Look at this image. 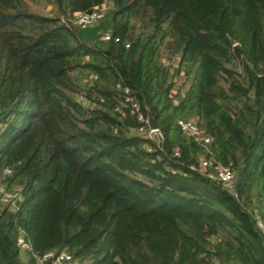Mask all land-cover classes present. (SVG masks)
Masks as SVG:
<instances>
[{"label": "trees", "instance_id": "16d2710c", "mask_svg": "<svg viewBox=\"0 0 264 264\" xmlns=\"http://www.w3.org/2000/svg\"><path fill=\"white\" fill-rule=\"evenodd\" d=\"M105 1L0 0V264H264V0Z\"/></svg>", "mask_w": 264, "mask_h": 264}, {"label": "built area", "instance_id": "2783aa9c", "mask_svg": "<svg viewBox=\"0 0 264 264\" xmlns=\"http://www.w3.org/2000/svg\"><path fill=\"white\" fill-rule=\"evenodd\" d=\"M109 5L107 2L102 3L101 5L95 7L90 12L86 13H77L75 14L74 23L81 27L86 28L90 25L96 23L97 21H101L103 19L106 10L108 9ZM103 40L109 39V34L104 33L102 36ZM95 76L89 75V79H94ZM125 97H124V104H129L131 107V112L136 114L137 120L142 123L141 127L138 129L139 133L144 135L147 139L153 140L157 143H161L163 137L161 132L156 129H150L147 123V118L140 112V108L138 103H136L131 97L127 96L129 93V90L125 88L123 90ZM178 126L182 130L184 134L187 136L193 138L195 141L200 142L203 146V158H201L198 169L204 173V175L210 179V180H216L222 183H230L234 179V172L228 168L224 167L220 164H215L213 167H210L211 165V159L205 158V156L210 154L208 145L211 142V139L209 136H202V132L199 129L198 125L194 120H178ZM177 152L174 153L175 156H177ZM208 168H211V170H207ZM191 169H196L194 166L191 167ZM6 172H9V170H6ZM261 223L259 222V226ZM19 244L21 247H26V245L23 243V241L20 239ZM46 257H52V264H78L70 254L66 252H60L56 255H46ZM218 264V263H217Z\"/></svg>", "mask_w": 264, "mask_h": 264}, {"label": "rangeland", "instance_id": "374dc122", "mask_svg": "<svg viewBox=\"0 0 264 264\" xmlns=\"http://www.w3.org/2000/svg\"><path fill=\"white\" fill-rule=\"evenodd\" d=\"M108 1L109 0H106L105 2H108ZM28 4L36 12H40V13L46 14L50 10V7L47 6L46 4H44L43 1H37L36 3H32V2L29 1ZM105 15H106V13H105ZM105 15H104V17H105ZM104 17H103V19H104ZM99 23H100V21H97L96 23L90 25L89 27H93V26H95V25H97ZM2 191H3V188L0 189V192H2ZM12 198H13V196L11 194H7L6 196H3V200L2 201H3V203H6L8 201H12ZM11 205L13 206V203H11Z\"/></svg>", "mask_w": 264, "mask_h": 264}, {"label": "water", "instance_id": "95a60500", "mask_svg": "<svg viewBox=\"0 0 264 264\" xmlns=\"http://www.w3.org/2000/svg\"><path fill=\"white\" fill-rule=\"evenodd\" d=\"M147 123H148V126L150 129H156L157 128L153 117L149 113L147 114Z\"/></svg>", "mask_w": 264, "mask_h": 264}]
</instances>
